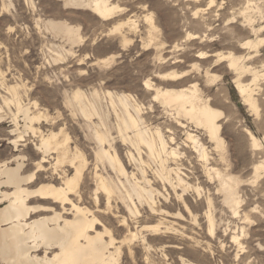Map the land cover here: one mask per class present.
I'll return each instance as SVG.
<instances>
[{
  "label": "rangeland",
  "instance_id": "1",
  "mask_svg": "<svg viewBox=\"0 0 264 264\" xmlns=\"http://www.w3.org/2000/svg\"><path fill=\"white\" fill-rule=\"evenodd\" d=\"M179 1L180 0H112L114 4L117 3V5H119L123 10H118L115 16L116 18L114 17L110 20L105 21L89 9L66 7L64 6L62 1L10 0L9 2L8 0H0V161L12 160L10 162V165L15 166L16 160H14V156L21 157L22 160L20 161L24 162L22 173L25 175L34 172V170L36 171L38 162L42 159L43 155L37 149V145H39L40 143V137L38 135L39 133H37L36 136L33 135L30 131L25 133V123H23V121L25 120L23 119L24 114L20 112V114L18 115V105L16 102L11 101L12 93L9 88L12 86H17L20 94V99H22L21 104L24 105V107L31 106L29 108L32 113L34 112V114H41V118L40 120L35 122V126L39 127L38 125H40L45 133L50 128H53L55 130H59L61 127L65 128L66 133L70 134L69 136L71 149H74L76 146L81 148L86 155L88 154L87 157H89L90 163L92 164L94 161V151L96 147L94 143L95 141L91 137V130L86 123L87 120L82 117L81 113L76 110L73 105L70 104L72 93L76 89L81 88L88 95L91 94L92 91H98L99 94L101 92L100 96H103V100H100V106H103L102 109L104 110V112L109 114L112 131H114V136L116 135L115 137L117 140L115 141V148L117 147L116 149H118V153H121L120 157L122 158V161L125 162L124 164L126 165L127 172L131 173L135 170V172L139 174L140 169L144 167L148 172V175L150 177H153V170L157 168L156 162L154 160H151L150 158H147L148 156L145 152V149L142 148L143 152L141 155L143 156L145 164H141L139 161V155L137 154L138 152L136 153L137 150L133 148V146L124 143L117 136V118L115 110L112 108L113 106H111L112 104L110 102V96L107 94L108 92H112L114 94L127 93V95L132 98H130L132 103L142 106L143 112L141 111V116H143L145 113L142 118H145L144 121H146V125H148L149 127L153 125V130L155 127L160 126L168 140L170 136L176 137L175 144H172L169 140L170 145L175 146L179 144L180 147L182 146L180 150L184 152L185 157L183 158H185L184 161L189 169L190 176H193L191 177L193 182L198 184L201 188L204 187L202 189V193L204 191L206 192L203 193L204 195L207 196L208 194H212L211 196H213L214 198L212 211L214 212L213 216L215 221L216 234L213 235L209 231V219L206 216V210H208V207L206 201H203V199L205 200L206 197L201 194L199 202V196L195 195L196 193L193 191L189 193L190 195L188 194L189 202L191 206L193 205V215L183 210V217L181 219H176L173 217L164 218L163 215L159 216V214H152V212H150L148 209H144L146 210L144 211L142 210V208L141 210L143 214L141 213L140 215H142L143 217L140 215H138L139 217H135L126 210V205L120 204V209H116V207L113 206L112 211L108 212L107 217H102L101 219L110 229L112 228L111 230L113 231V235L117 239L123 240L128 235L127 226H118V223L119 225L121 223L119 219L121 220L123 217L128 216L127 219L131 222H128L130 224L129 227L130 229L133 228L131 229L132 231H134L135 229H142L143 232H140L139 234L141 238H137V240H135L134 242L135 249L133 257H131V254L125 247L123 264H183L180 261L181 257L190 262H198V264H264V169H262L259 173L255 170L256 165L264 162V78L260 81L259 88L256 91V94H258L256 97L258 98L259 104L258 113L250 109V107L245 104L246 102L243 101L244 99L240 96L238 90L234 85L235 75L231 73V71H229L226 63H222L211 68L212 73H214V75H217L218 77L215 80L216 83L214 82L213 85L210 86L207 85L206 78L204 77L203 72L201 71V74H199L194 69L195 64H198V62L199 64L201 63V61L196 57L197 51L201 47L200 44L198 45V42L200 41L194 42L189 39H184L187 38L185 36H187L186 34L189 33L203 34L206 29L204 23L209 19H211V21L213 22L212 28L222 27L224 25V22L223 20H217L219 19L217 17V14L224 12V10H226V8H228L229 6V2L228 0H219L220 3H223L221 7H215L212 13L210 12L211 14L205 13L204 17H201V15H199L200 17H198L197 15V17H195V14L193 15L192 11H194L195 13V10L199 8V4H197L194 0H187L188 2H186V0H181L180 6ZM223 1L225 2V4ZM235 1L238 2L239 0ZM24 3H27V5L25 6ZM33 5H35V7ZM38 7L42 10H40ZM200 7L207 8L205 3H203ZM206 12H209V10ZM151 13L154 17L155 24H157L156 26L158 27L157 31L155 32V40L152 43L150 42V36L148 33L149 24L145 22L146 15ZM15 14L19 16L17 17ZM117 14L119 15L117 16ZM192 15L194 16L193 18ZM213 15L215 19L212 18ZM22 16L24 18H22ZM129 18H133L138 21V31L134 30L133 32V30H130V28L126 25L122 27V31H115L116 25L123 23V21L126 23ZM47 19L66 20L72 25L79 26L81 30L80 35H82V41L77 44L75 43V45L73 43L74 46L70 44L71 42L66 41V39H63L61 40L62 42H60L59 39H62V37L55 36L50 30L45 28L46 26L44 25V23L47 22ZM17 20L19 21L17 22ZM37 22L39 24H37ZM9 29H11V31H9ZM47 30L48 32L46 33ZM218 31L219 32L214 35L215 37L211 39V43H216L220 40V38L225 39L226 42L222 44H218V42L213 46L210 45L208 49L214 52L226 51L227 48L225 47V45L227 44V42H229V37L231 36L225 29ZM235 41L236 40H234L233 42ZM193 42L195 44H193ZM179 45L182 47H180ZM57 47L59 48V50ZM69 49H72V52L69 53ZM52 51L54 52V54H52ZM262 53L263 56L261 58H257L252 61V63L259 69L262 68V65L264 63V50ZM159 57H161V60H159ZM106 58L108 60L107 63L104 62V59ZM214 60L215 56L210 58L208 62L212 64L214 63ZM163 62L165 64H163ZM167 62L169 64H167ZM158 63L160 64V66ZM172 69H175L177 71H186L188 69L187 71L190 72V79L187 84L193 81L198 82L199 86L203 88L211 98L214 99V106L224 113L220 120V122L223 124V136L225 139L224 155L226 153L225 157H227L231 162L230 167L232 168L230 170L232 175H235V177H237L239 180V195L242 202V204L240 203L238 213L236 214L233 210H231V208H229L227 205H224L221 195L216 194L217 183L215 181L209 182L207 173L204 172L206 171V167H204V163L199 160V157H197V153L191 150L190 147H185V143L182 142L185 141L184 130L177 129L174 135V128L172 130L169 129L170 127H172V125H169L171 124L172 120L171 111L167 112L168 110H164L162 105L158 101L153 99L154 90L144 86L145 79L147 80L150 77L153 82L161 84V79L156 77V75H158V72L165 73L167 71H172ZM262 69L264 72V67ZM247 76H245V79L247 80L249 78L247 81H250V76ZM105 94L107 97L105 96ZM8 99L9 101H7ZM135 99L137 100V103L135 102ZM29 100L31 103L29 102ZM139 100L141 101V103ZM151 108H153L154 110ZM117 109L119 111L118 105ZM162 109L166 112H164ZM167 113H169L170 115ZM93 120L97 122L98 118H93ZM159 123L162 124L160 125ZM167 123L169 126L167 125ZM156 124L158 125L156 126ZM247 129H250L258 138L262 140V148L257 150L252 147L249 135L246 133ZM18 130L20 132H18ZM169 130L171 132H169ZM198 131L196 133L198 134L200 140L205 143V145H207V148L211 151V149L213 148L212 143L210 144L206 134H204L202 130ZM20 134L24 135L22 139L19 137L21 136ZM33 136H35V138L37 139H35ZM15 137L19 140L17 144L13 142V140H16ZM77 139H79L80 143ZM88 140L91 142H89ZM86 144L89 145V148H86ZM90 144L93 147H91ZM128 152L134 154V156H138V159L135 156L137 159L136 162L131 159L130 153L128 154ZM211 152H213V154L211 153V165L220 169V166H222V170H225L227 168V162L221 159L220 156L216 158V156L219 154L214 150H212ZM91 154L93 156H91ZM49 156H47V159L49 161L45 163L46 169L48 171L46 169L44 171H39L37 173L36 180L28 185L29 187L35 188L38 185L45 183L46 181H51V183L58 185L63 182L65 171L67 173L73 172L68 162L61 164L57 168L59 170H56L55 172L53 167L56 161V155L55 153H52ZM212 159H214L215 161ZM216 163L218 165H215ZM221 163L223 165H221ZM152 165L153 167H151ZM190 165H192L193 167ZM48 166L51 167L48 168ZM139 166H141V168ZM63 167L65 169H63ZM108 170H110L111 175L113 174L114 178L117 180L116 175L111 172L112 170L110 168H108ZM54 172L56 174H54ZM85 173L86 174L84 176L83 183H81V186L78 187L79 192L76 195H73L72 198L79 201V196L81 195L82 204L93 210L95 209V201L92 195L94 190L92 170L89 169ZM53 174L54 176L52 177ZM120 177L121 180L126 183V177ZM156 184V188H158L161 192H164L162 186L159 185L158 181ZM82 188L84 189L82 190ZM2 190H12V188L9 186H3ZM88 190L91 194V197L88 194ZM165 195L167 194L165 193ZM171 196L174 198L173 193L169 195V200L172 199ZM156 197L158 199V204L162 205V202H165L164 196L158 195ZM91 199L93 202H91ZM30 203L46 204L45 202L38 200L37 198L32 199ZM4 205H7V202L0 204V207H4ZM100 205L103 208L105 207V199L101 202ZM178 207L182 208V203L179 204ZM57 208L60 209L59 206ZM42 214L48 213L41 211L33 214L32 216L37 217ZM148 214H150V216ZM198 214L199 216H197ZM160 220L165 222L171 221V223L176 227L180 226L184 229L186 227V235L181 236L177 234L176 236V234L174 235L170 232H167L163 235L161 234L162 236L159 235V237L154 238L151 236L150 231L143 229L145 228V226L156 225ZM188 220L191 222V224L190 222H188ZM192 220L194 221L192 222ZM134 222H136V225H134ZM242 228H244L243 236ZM143 234L144 236L148 234L147 238H153L152 240H149L150 242L152 241L151 243L147 240L149 244L146 246L142 241ZM233 234H238L241 236L240 241H242L243 246L245 247L244 249H241L234 241L233 242L235 244L231 242L233 240ZM168 235L176 236V243L180 242L178 244L179 246H181L180 244L184 243L185 245H182L183 247L181 246V249L172 250L173 248L170 247L171 243L170 241H168L170 240V238H168ZM153 240H155V242ZM197 240L202 243L197 245ZM136 247L140 249L136 250ZM0 264H3L1 259Z\"/></svg>",
  "mask_w": 264,
  "mask_h": 264
},
{
  "label": "bare ground",
  "instance_id": "2",
  "mask_svg": "<svg viewBox=\"0 0 264 264\" xmlns=\"http://www.w3.org/2000/svg\"><path fill=\"white\" fill-rule=\"evenodd\" d=\"M8 1L10 2V0ZM57 1H62L64 6L66 7L89 9L94 14H96L105 21L114 18L118 10H123L119 5H117V3L114 4L112 0H57ZM194 1L197 4H199V8L195 10V13L194 11L191 10L193 12V15L195 14L194 15L195 17L197 16L200 17L199 15H201V17H204L205 13H210V12L212 13L215 7L219 8L223 5V3L222 2L220 3L219 0H194ZM186 2L188 1L186 0ZM228 2H229L228 8H226L224 12L217 14V17L219 19L216 18L217 20H223L224 25L222 27L212 28L213 22L211 21V19L208 18L209 20L204 23L206 29L204 28L205 31L203 34L189 33L186 34L187 36H185L187 38L184 37L185 39L184 38L183 39L184 40L189 39L194 42L200 41L198 42V45L200 44L201 47L199 50L197 49L198 51L196 57L198 60L201 61V63L199 64L198 62V64H195L194 69L199 74H201V71L203 72V75L206 78L207 85L209 86L213 85L216 78L218 77L217 75H214V73H212L211 68L215 67L216 65L226 63V66L229 69V71H231V73L235 75L234 85L238 90L240 96L244 99L243 101L246 102L244 103L247 104L250 107V109H252L254 112L258 113L259 104H258V98L256 97L258 95L256 94V91L259 88L260 81L264 78V72L262 69L264 67V63L262 65V68L259 69L257 66H255L252 63V61L257 58L259 59L263 56L262 52L264 50V0H239L238 2H236L235 0H228ZM203 3H205L207 8L200 7ZM26 5L27 3L25 4V6ZM33 6L35 7V5ZM10 7H11V3H10ZM208 10L209 12H206ZM118 15L119 14H117V16ZM193 15L192 18L194 17ZM22 18L24 17L22 16ZM212 18H214V15ZM145 19H146L145 22L149 24L148 33L150 36V42L152 43L155 40V32L157 31L158 27L156 26L157 24H155L152 13L146 15ZM18 21L19 20H17V22ZM37 24L39 23L37 22ZM44 25L46 26L45 28L50 30L55 36L62 37V39H59L60 42H62L61 40L66 39V41L71 42L70 44L73 45L74 43L75 45V43L77 44L80 43V41H82V35H80V31H81L80 27L76 25H72L66 20L47 19V22L44 23ZM125 25L128 26L130 30H133V32L134 30L136 31L139 30L138 21L136 19L129 18L126 21V23L123 21V23L116 25L115 31L116 30L122 31V27ZM224 29L228 31L231 36L229 37V42H227V44L225 43L226 44L225 47L227 48V50L214 52L208 49L210 45L213 46L218 42H219L218 44H222L226 42L225 39L220 38V40L217 41L216 43L215 42L211 43V39H213L215 37L214 35L219 32L218 30H224ZM48 30L46 31V33L48 32ZM234 40L236 41L233 42ZM205 41H207L209 44ZM194 42L193 44H195ZM68 52L69 53L72 52V49H69ZM52 54H54V52ZM213 56H215V60L214 63L211 64L208 61ZM159 60H161V57H159ZM107 61H108L107 58L104 59L105 63H107ZM163 64L165 63L163 62ZM167 64L169 63L167 62ZM187 70L177 71L175 69L174 70L172 69V71H167L165 73L158 72V75H156V77L161 79L162 85L153 82L150 79L151 78L150 77L147 80L145 79L144 86L154 90L153 99L158 101L162 105L164 110L165 109L168 110L167 112L171 111L172 120H171V124L169 125L170 126L172 125V127H170L169 129L172 130L174 128V135L177 129L184 130L185 141L182 142L185 143L184 144L185 147L186 148L190 147L191 150L197 153L198 155L197 157H199V160L202 161L205 165L204 167H206V171L204 172L207 173V178L209 179V182L215 181L217 183L216 194H220L223 199L224 205H227L236 214L238 213L240 203L242 204V202L240 200V195H239V187H240L238 184L239 180L237 177H235V175H232L230 170L232 168L230 167L231 162L227 157H225L226 153L224 155L225 139L223 136V124L220 122L221 117L224 113L220 109L214 106L215 103L214 99L211 98L204 91V89L199 86L198 82L193 81L187 84V82L190 79V72ZM247 75L250 76L251 79L250 81H247L249 78L247 80L245 79V76ZM9 90L12 93L11 101L16 102L18 105V111H19L18 115L20 114V112L24 114V116L23 114L22 116L23 119H25L24 120L25 122L23 121V123H25V129H26L25 133L30 131L35 136L37 133H39L38 135L40 137V143L39 145L37 144L36 145H37V149L43 155H42V159L38 162V167H37L38 169L36 168V171L34 170V172L25 175L22 173L24 162L20 161L22 160L21 157L19 156H14L15 158L13 157L14 160H16L15 166L10 165V162L12 160L0 161V204L7 202V205H4V207H0V259L3 264H123L124 263L123 255H124L125 247L127 248L128 252L131 254V257H133L134 249H135L134 242L135 240H137V238L138 239L139 237L141 238L139 234L140 232H142V229H135L134 231H132L131 229L133 228L130 229L129 227L130 225L129 223L131 222L128 221L127 219L128 216L123 217L121 220L119 219L121 223L120 225L118 223V226H127L128 235L123 240L117 239L113 235V231L111 230L112 228L110 229L101 219L102 217H107L108 212L112 211L113 206H115L116 209H120V204L126 205L127 207L126 210L129 211V213L135 217L140 215L142 213V210L144 209H148L150 212H152V214H159V216L163 215L164 218L173 217L176 219H181L183 217V213H182L183 210L193 215V211H192L193 205L191 206L189 202V195H190L189 193L191 191L195 192L196 193L195 195L199 196L198 198L199 200L201 194L206 192L204 191L202 193V189L204 187L201 188L198 184L193 182L191 178L193 176H190L189 169L184 161L185 158H183L185 157L184 152L180 150L182 146L180 147L179 144L175 146L170 145L169 140L172 144H175L176 137L170 136L168 140L164 132L162 131V128H160V126L155 127L153 130V125L152 126L150 125L151 127L146 125L145 124L146 121H144L145 118L144 119L142 118L145 115V113L143 116H141V111L143 109L142 106L139 104L132 103L131 102L132 98L129 97L127 93L114 94L112 92H108L107 94L110 96V102L112 104L111 106H113L112 108L115 110V114L117 118L116 121L117 136L124 143L133 146V148L137 150L136 153L138 152L137 154L139 155V161L141 164H145V161L143 160V156H141L143 152L142 148L145 149V152L148 156L147 158H150L151 160H154L156 162L157 168L155 169L153 168L154 170L152 169L153 177H150L148 175V172L145 170V168L144 167L141 168V166H139L141 168L139 174L135 172V170L131 173L127 172L126 165L124 164L125 162H123L122 158L120 157L121 153L119 154L117 151L118 149H116L117 147L115 148V144H116L115 141L117 140L115 137L116 135L114 136V131H112L109 114L104 112V110L102 109L103 106L102 107L100 106V100L103 97L100 96L101 92L99 94L98 91H94V92L92 91V93L88 95L85 91H83L80 88V89H76L75 91L73 90L74 92L72 93V97L70 99V104L73 105L74 108L81 113L82 117L87 120L86 123L91 130L90 132L92 135L91 137L95 141L94 143L96 149L94 148L95 149L94 161L91 164L89 157H87L88 154L86 155L81 148L76 146L74 149H71L70 136H69L70 134L66 133L65 128L61 127L59 130H55L49 127L50 129L45 133L44 130H42V128L40 127V125H38L39 127H36L35 122L40 120L41 114H34V112L32 113V111H30L29 107L31 106L24 107V105L21 104L22 99H20V94L17 86H12L9 88ZM7 101H9V99ZM135 102L137 103V100ZM117 105L119 106V111L117 109ZM12 117H13V113H12ZM93 118H98L97 122L93 120ZM157 125L158 124H156V126ZM170 130L169 132H171ZM198 130H202L204 134H206L210 144L212 143L213 148L211 147L212 148L211 151L214 150L219 154L216 156V158L220 156L221 159L227 162L226 164L227 168L225 170H222V166H220L221 167L220 169L218 167L211 165L210 163L212 158L211 153L213 154V152H211L207 148V145H205V143H203L200 140L198 134L196 133ZM18 132L20 131L18 130ZM246 133L249 135V138L251 140L250 143L254 149L258 150L262 148L261 146L263 144L260 138H258L250 129H247ZM23 136L24 135H21L19 137L22 139ZM35 136L33 137L35 138ZM77 140L79 142V139ZM18 141L19 140L17 138L16 140H13L15 144H17ZM88 146L89 145L85 147L89 148ZM52 153H55L56 155L55 158L56 161L53 167L55 172L56 170H59L57 168L61 164H64L66 162H68L73 172L67 173L65 171L64 180L58 185L51 183V181L50 182L46 181L45 183H42L35 188L29 187L28 185H30L36 180L37 173L39 171H44L46 169L45 163L49 161L47 159V156H49ZM129 153L130 152H128V154ZM91 156L93 155L91 154ZM135 156L134 154L130 153L131 159H133V161L136 162L138 156H136L137 159ZM263 163L264 162H261L260 164L255 166L256 172L259 173L262 169H264ZM215 165L218 164L216 163ZM221 165L223 164L221 163ZM51 166H48V168H50ZM151 167H153V165ZM108 168H110L112 170L111 172H113L116 175L117 180L114 178L113 174L111 175L110 170H108ZM63 169L65 168L63 167ZM89 169L92 170V176L94 182L93 193L91 190V193L95 201V209L93 210L82 204L81 195L79 196L80 197L79 201L81 202L72 198L73 195H76L79 192L78 187L81 186L80 185L81 183H83V179L86 174L85 172H87ZM55 172L54 174H56ZM54 174L52 175V177L54 176ZM120 176L126 177V183L121 180ZM157 181L159 185L162 186L164 192H161L158 188H156ZM3 186H9L12 188V190H2ZM83 189L84 188H82V190ZM165 193L167 195H165ZM171 193H173L174 198L171 196L172 199L169 200V195ZM88 194L91 197L89 190H88ZM158 195L159 196L162 195L165 197L164 199L165 202H162V205L158 204V199L156 197ZM211 195L210 194H208L207 196L204 195L206 198L205 200L203 199V201H206L208 207V210H206V216L209 219V231L211 232V234L214 235L216 234L215 221L213 216L214 212L212 211L214 198ZM36 198L38 200L45 202L46 204H40V203L31 204L30 203L31 200ZM104 199H105V205H104L105 207L103 208L100 204ZM91 202H93L92 199ZM181 203L183 207L179 208L178 206ZM58 206L60 207V209L57 208ZM41 211H44L45 213L48 214H42L37 217L32 216L33 214H36ZM148 215L150 216V214ZM197 216H199V214ZM193 221L194 220H192V222ZM188 222L190 221L188 220ZM135 223L136 222H134V225H136ZM143 229L150 231L151 236L154 238L159 237V235L162 236L164 233L167 232H170L171 234L174 235L176 234V236L177 234L181 236L186 235L185 232L186 227L185 229L180 226L176 227L174 224L171 223V221L165 222L160 220L159 223H157L156 225L145 226V228ZM238 234H233L232 237L233 240L231 242L234 241L236 244H238V246L241 249H244L245 247L243 246L242 241H240L241 236ZM243 234H244V228H242V236ZM147 235L144 236L143 234L142 236L143 238L142 241L145 246L149 244L147 240L149 241L153 239L149 237L147 238ZM176 236L168 235V238H170V240L168 241H170L171 243L170 247L173 248L172 250L181 249L183 247L182 245H185L184 243V244H180L182 247L179 246L178 244L180 242L178 241L179 243H176L177 241ZM153 241L155 242V240ZM201 243L199 240L196 241L197 245ZM138 249L140 248L136 247V250ZM180 261L183 264H198V262L197 263L190 262L184 259L183 257L180 258Z\"/></svg>",
  "mask_w": 264,
  "mask_h": 264
},
{
  "label": "snow or ice",
  "instance_id": "3",
  "mask_svg": "<svg viewBox=\"0 0 264 264\" xmlns=\"http://www.w3.org/2000/svg\"><path fill=\"white\" fill-rule=\"evenodd\" d=\"M9 31H11V29H9Z\"/></svg>",
  "mask_w": 264,
  "mask_h": 264
}]
</instances>
